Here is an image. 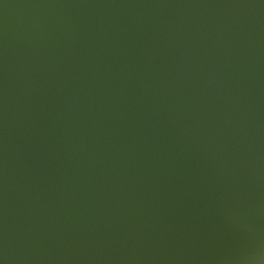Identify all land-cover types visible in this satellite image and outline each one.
Wrapping results in <instances>:
<instances>
[{
  "label": "water",
  "instance_id": "water-1",
  "mask_svg": "<svg viewBox=\"0 0 264 264\" xmlns=\"http://www.w3.org/2000/svg\"><path fill=\"white\" fill-rule=\"evenodd\" d=\"M0 264H264V0H0Z\"/></svg>",
  "mask_w": 264,
  "mask_h": 264
}]
</instances>
